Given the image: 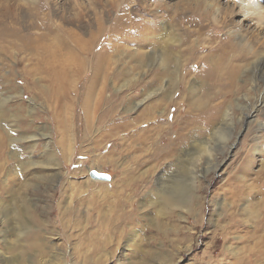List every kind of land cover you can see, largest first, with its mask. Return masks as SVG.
<instances>
[{"label": "rangeland", "instance_id": "1", "mask_svg": "<svg viewBox=\"0 0 264 264\" xmlns=\"http://www.w3.org/2000/svg\"><path fill=\"white\" fill-rule=\"evenodd\" d=\"M30 1L34 4L28 7ZM213 1L220 14L231 6L230 0ZM178 8L197 10L187 0H0V264H264V232L259 227L264 217V76L248 69L239 73L233 90L226 88L219 99L224 107L213 127L200 133L190 125L193 138L180 147V154L155 158L140 149L132 128L96 132L97 117L109 114V108L102 104L94 119L93 100H86L85 80L77 85L79 77L66 91L62 86L52 94L49 73H64L69 61H45L54 68L47 70L28 49L37 44L35 39L69 43L94 36L100 46L110 45L111 74L118 79L105 83L104 97L117 98V106L104 128H112L121 117L132 122L155 102H181L182 87L163 91L165 79L146 98L152 89L144 85L151 76L138 73L139 60L131 58L147 50L145 43L135 42V31L157 32L164 24H174L170 16ZM199 14L206 25L199 38L227 46L229 37L223 34L238 27L255 53H264V32L253 22L237 16L218 32L210 15ZM193 15L184 11L180 26L202 25L192 23ZM151 21L153 26L148 25ZM237 50L232 52L238 57ZM248 61L243 57L234 63L248 67ZM186 81L199 88L194 78ZM202 96L197 89L194 98ZM130 98L146 100L133 109ZM186 111L182 104L168 103L149 118L185 120ZM143 123L138 131L144 130ZM164 127L170 132L178 128ZM200 144L204 147L197 148ZM191 146L188 165L183 156ZM93 172L110 179L95 180ZM181 181L190 189V211L164 209L158 204L161 194Z\"/></svg>", "mask_w": 264, "mask_h": 264}, {"label": "bare ground", "instance_id": "2", "mask_svg": "<svg viewBox=\"0 0 264 264\" xmlns=\"http://www.w3.org/2000/svg\"><path fill=\"white\" fill-rule=\"evenodd\" d=\"M187 2L188 4L194 3L197 10H184L179 8L177 10H173V15L170 16V18L174 17L176 19L174 24H164L161 28L157 29V32H155L156 30H150L148 32L145 30H138L137 32L135 31L134 36L137 39V41L135 42L139 44V42L142 41L141 43H145V45L142 46H147V50L144 53L135 52L131 55V58L139 60L138 65L135 67V70L138 73L145 72L151 76L152 80L148 81V83L144 85L145 90L152 89L153 87H155V84L158 81H160L161 79H165L167 86L163 91L172 89L174 88V86H176L177 88L182 87V90L179 92V94H182L183 96H177L179 97L181 102L174 101V103L170 100V98H167L169 100L164 104L158 102L150 104L144 107L139 116L130 123H126L125 118L121 117L118 123L112 124V128H104V125H106L108 120L112 118L111 115L113 113L114 107L117 106V98L115 102V99H113L112 96L108 99L104 97L105 83L110 80L112 81L118 79L116 74H111L113 72V62L112 55L110 53L112 47L110 45L100 46L96 43L97 39H95L96 36H94L93 38L86 41L80 40L79 38H73L69 43L60 40H53L52 43L46 44L43 42H39L41 41L40 39H35L33 40V43L37 44L31 45L28 49L32 52H36V54L33 53L35 56H40L39 59L37 58L39 60L38 65L42 63L43 68L47 70H54V68L51 67L48 63H44L45 61H50L51 59L56 58H64L69 61L66 66L62 64V68L66 70L64 73H49V77L47 80L51 86L52 94L58 93L60 91V87L62 86L64 88V91H66L68 89V85H73V79L79 77L77 85H79L81 81L85 80L83 83V87L84 93L86 94V100H93L92 102L94 104V119L97 115V109L102 104L106 105L109 108V114H104L103 116L99 115L97 117L94 124L96 132L100 134L101 131L105 130H110L112 132H114V130L116 132H125L129 128H132V131L135 133L134 136L136 137L134 141H138L140 143V149L142 151H145L146 154L148 153V155H151L155 158L158 155L160 158H162L164 155L171 156L172 152L175 151L174 155L176 156L177 154L181 153V151H179L180 147L182 148V146L184 147L188 145V142H190L193 138V134L190 132V129H188L190 125L195 128L196 132L204 133V131H207L206 127L211 128L213 127V124L217 122L221 115V110L224 107V102L219 99L225 97L226 88L232 89L234 80L239 73H243L248 69L247 73L251 72L254 75L260 74L264 76V53H261L258 50L256 51L258 52L257 55L255 53V50L257 49L253 48L250 42L244 40L243 33L236 30L238 27L232 32L228 28V30H226V34H223V38L226 39V35L229 37L227 46L226 42L225 44L220 45V41L219 43L214 45L215 42H213V44L208 43L210 41L207 39L210 38H199L201 36L200 29H206V25L202 24V22L204 23L205 21L203 20V15L199 14L201 11L204 12L205 15H210L213 21V26L218 32L222 31L224 27L227 28L228 24H232V22H228L230 20H233V18L237 16H241L244 22H253L257 30H263L264 32V9L262 7L263 0L227 1V3H230L231 6H226L223 14H220V9L216 8L217 2H214L213 0H187ZM28 3H30L28 7H31L34 4L32 1ZM167 9L169 11L171 7ZM184 11L187 13L194 12L196 15H193L194 18H191L192 23L195 25H202H199L200 27L198 26V28L197 26H189L185 24L182 25L183 27L180 26L181 22H179V18L180 15L184 13ZM125 20L126 17L122 21ZM187 22L190 21L188 20ZM152 23L153 21H151L148 25L153 26ZM176 23L179 24V27ZM146 25L147 24L145 23L142 26L146 27ZM118 27L122 28L119 24ZM189 27L192 29H189ZM136 28L139 29V27ZM126 30H124L121 35L124 34ZM130 32H132V30H128L127 33ZM259 33L260 32L252 36V42L253 40H257ZM194 34L198 38H193L195 36ZM200 39L203 40L202 43ZM197 43H199V47L197 46ZM203 43L208 44L206 45ZM262 44L264 46V43ZM226 48H229L227 54L231 53L232 50L234 51L235 49H238L236 52L238 54H241L237 57L232 52L230 57L228 55L226 56ZM247 55V58H250V56L253 57V59L251 58L252 61L249 60V62L245 58V56ZM243 57L245 61H248V63L246 62L247 64H249L248 67L247 65H245V63H234V60L238 61V59H242ZM187 78H194V83L197 84L199 88L194 86L192 82H187L189 81H186ZM197 89L199 91H202V98H194ZM155 90L152 89L148 93V95H146V98H149L151 93L156 94L157 92H155ZM57 96L58 94L55 95V98H57ZM146 98H144L143 101H137L130 98L128 100V103H133V109L139 108V106L142 107ZM168 103L184 105V107H186L187 109L184 117L185 120L181 119V117L179 116L171 118V121H169L170 118L167 117V119L163 117L154 119L149 118L151 112H156L158 109L163 108V106L168 105ZM255 111V108L252 109L249 115L253 114ZM202 117L204 118L201 122L199 119H202ZM199 121L202 123V127L198 125L201 124L199 123ZM140 122H144L143 125L140 126L144 130L138 131L137 125ZM166 123L171 126L173 124H176L178 126L177 130L174 132H170V128L164 127ZM88 125L86 126L87 131L91 133L92 127ZM105 134L106 133H102V136H104ZM126 136L128 137L129 135L127 134ZM164 141H167V143H164ZM3 144L4 140L0 135V153L2 152ZM145 144H150L147 147V150L144 149ZM203 147L204 145L201 146L200 144V146H198L197 148ZM191 150L192 146L190 147V150H188L183 156L188 158L186 160V164H188L192 160L190 158ZM180 160L181 158H179L177 161ZM2 169L3 168H0V170ZM185 174L186 173H184V175ZM190 178L191 177H189V180ZM246 188L248 189L246 191H249L251 189L250 185ZM242 193H244V191ZM243 198L245 197L243 196ZM189 199L190 189L188 188V185L186 184L184 186L182 184V181L174 182L173 186L170 187V190L168 192L161 194L158 204L162 205L164 209H170V207L175 206L176 208L179 207L183 208L185 211H190L191 203L189 202ZM263 202L264 201H262V203ZM247 206L248 205H246L245 207ZM243 211L244 213L246 212L245 209ZM256 216L258 215L256 214ZM261 219L262 221L259 227L264 232V217ZM263 246L264 240L262 242V247ZM262 254L264 255V252Z\"/></svg>", "mask_w": 264, "mask_h": 264}, {"label": "water", "instance_id": "3", "mask_svg": "<svg viewBox=\"0 0 264 264\" xmlns=\"http://www.w3.org/2000/svg\"><path fill=\"white\" fill-rule=\"evenodd\" d=\"M92 178L95 180L109 181V176L101 173H92Z\"/></svg>", "mask_w": 264, "mask_h": 264}]
</instances>
